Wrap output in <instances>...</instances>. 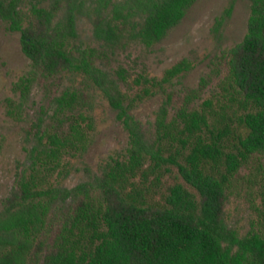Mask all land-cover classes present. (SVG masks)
<instances>
[{
    "label": "trees",
    "instance_id": "1",
    "mask_svg": "<svg viewBox=\"0 0 264 264\" xmlns=\"http://www.w3.org/2000/svg\"><path fill=\"white\" fill-rule=\"evenodd\" d=\"M26 1L0 0V18L20 33L29 59L28 71L13 83L15 97L5 99L6 114L29 123L32 143L0 201V264H264V186L260 226L250 220L240 234L227 214L240 182L264 173V0H251L244 37L212 58L195 87L175 86L192 67L183 58L160 78L138 74L130 83L139 86L133 96L121 88L130 85L126 70H111V55L133 42L152 46L196 0H124L98 11L97 47L73 42L75 0L29 10ZM222 22L223 16L216 19V30ZM222 69L236 106L218 115L209 100H198ZM65 80L72 83L62 87ZM86 87L117 111L128 142L69 187L62 183L70 173L63 159L85 151L82 124L92 125ZM38 88L50 93L55 123L26 119ZM156 94L153 121L131 114L137 100ZM2 146L0 139V153ZM168 174L186 185L174 182L160 200L151 199Z\"/></svg>",
    "mask_w": 264,
    "mask_h": 264
},
{
    "label": "rangeland",
    "instance_id": "2",
    "mask_svg": "<svg viewBox=\"0 0 264 264\" xmlns=\"http://www.w3.org/2000/svg\"><path fill=\"white\" fill-rule=\"evenodd\" d=\"M49 1L27 0L24 8L29 10L32 4L46 6ZM123 1L75 0L76 36L73 42L84 47H97L99 41L93 32V19L98 11H110L114 4ZM250 2L251 0H196L180 22L152 46L146 47L139 42H133L124 49H118L110 57V68L113 72L120 68L125 69L130 84L138 74L160 78L167 68L186 58L192 67L178 80L174 79L175 86L195 87L201 76L210 70L212 58L218 55L222 48L231 47L244 37ZM221 16L223 22L216 30V19ZM28 69L29 59L21 49L20 33L8 30L6 22L0 18V139H3L0 153V201L13 184L16 172L27 164L26 155L32 144L27 134L29 123L12 120L6 114L5 106L7 97H15L12 91L13 83L26 74ZM224 73L222 69L219 75L213 77L198 100L199 105L204 100H209L212 110L218 115L223 113L224 106L226 112H230L227 105L236 106L230 100L231 89L223 78ZM71 81L65 80L62 87L70 85ZM74 84L83 87L81 77H76ZM62 87L56 90L55 94H58ZM121 88L129 96H133L139 86L121 83ZM86 89L91 95L88 113L91 115L92 125L89 127L85 122L82 124L87 135L85 151L63 159L64 163L67 162L70 173L62 179V183L69 187L85 177V168L97 170L110 155L124 151L128 142L127 131L116 118L117 111L108 104L99 90L93 87ZM49 95L43 88L34 91L35 103L29 104L30 113L26 119H38L41 116L47 119L48 123L59 119L51 116L53 108L50 106L52 101ZM160 101L158 94L145 97L137 100L130 112L142 121H153ZM174 182L186 185L178 175L168 174L163 178L160 189L152 192L150 198L160 200L165 186ZM240 183L237 187L238 194L233 195L227 203V214L230 222L238 227L240 234H244L250 227V220L260 226L263 219L262 213L256 208H263L259 191L264 186V173L256 172L255 180Z\"/></svg>",
    "mask_w": 264,
    "mask_h": 264
}]
</instances>
